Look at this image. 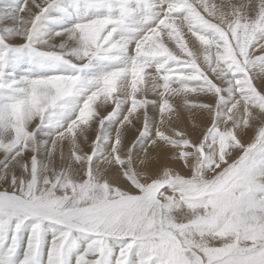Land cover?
<instances>
[{"label": "snow or ice", "instance_id": "obj_1", "mask_svg": "<svg viewBox=\"0 0 264 264\" xmlns=\"http://www.w3.org/2000/svg\"><path fill=\"white\" fill-rule=\"evenodd\" d=\"M0 264H264V0H0Z\"/></svg>", "mask_w": 264, "mask_h": 264}]
</instances>
